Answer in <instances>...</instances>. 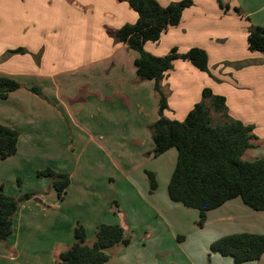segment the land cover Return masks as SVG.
Returning <instances> with one entry per match:
<instances>
[{"label": "crops", "instance_id": "1", "mask_svg": "<svg viewBox=\"0 0 264 264\" xmlns=\"http://www.w3.org/2000/svg\"><path fill=\"white\" fill-rule=\"evenodd\" d=\"M158 1L168 6L180 0ZM192 1L183 10L181 21L164 31L158 41L147 42L145 49L163 56L174 47L179 54L199 47L207 53L208 70L178 58L160 80L159 91L154 79L138 75V52L113 37L120 27L138 18L128 0H0V74L21 83L7 98H0V122L19 132L16 153L0 158V191L16 198L33 193L20 201L12 234L0 241V264L32 263L25 256L41 252L42 243L47 241L40 239L44 235L53 239L44 254H50L55 262L75 242L77 224L84 226L88 245L94 242L100 223L121 224L132 234L141 225L153 237L154 256L169 253L166 246H172L176 239L168 232L166 213L162 214L168 201H160L157 190L151 193L149 182L141 187L144 182L137 183L135 170L116 164L114 159L139 156L147 161L153 157L150 125L160 116L162 95L167 100L164 116L183 121L203 100V89L210 88L225 96L230 117L254 126L255 144L264 145V53L251 50L247 41L255 26H264V0H226L230 5L227 10L218 0ZM17 48L25 52H11ZM31 87H39L42 95ZM211 116L214 124L227 119L213 110ZM70 121L79 125L81 132L74 133L76 128ZM115 131L132 134L131 145L119 141L112 151ZM97 135L106 140H93ZM82 146L85 151H104L114 157L109 162L116 165L120 182L105 200L98 198L101 192L92 178L75 188L64 158L68 153L82 152ZM46 156L51 159H38ZM22 166L33 177L29 185L24 183ZM47 167L71 177L62 199L50 178L37 175ZM7 181H16L14 191H9ZM211 219L225 231L240 224L239 197L208 211L206 223ZM229 232L216 238L241 233ZM216 238L208 239L209 247ZM130 247L119 248V264H141V257L130 258ZM215 254L221 262V255ZM187 259L195 264L189 256Z\"/></svg>", "mask_w": 264, "mask_h": 264}, {"label": "trees", "instance_id": "2", "mask_svg": "<svg viewBox=\"0 0 264 264\" xmlns=\"http://www.w3.org/2000/svg\"><path fill=\"white\" fill-rule=\"evenodd\" d=\"M224 9L230 5L218 0ZM138 18L126 23L113 35L114 39L137 51L135 60L140 77L155 80L160 91V80L171 69L174 60L190 61L202 71L208 70V56L204 49L192 47L179 54L172 48L163 56H156L145 49L147 42L158 41L164 31L181 21L183 10L192 5V0H180L163 6L158 0H128ZM236 12L242 14L236 7ZM248 45L253 51L264 53V26H255L248 34ZM24 53V48L12 50ZM21 88V83L8 75L0 74V98L5 99L12 91ZM31 90L42 95L39 87ZM203 100L197 102L183 121L164 116L167 100L162 95L159 118L150 125L154 148L153 157H158L170 148L177 150L176 165L168 184V195L172 201L197 209L200 223H204L207 212L225 202L240 197L245 205L264 211V157L244 159L247 150L257 147L254 126L230 117L226 112V98L217 95L210 88H204ZM209 99L210 103L205 100ZM223 113V123L214 124L211 113ZM19 140L18 130L0 122V158L16 153ZM150 191L157 189L154 171H145ZM37 175L51 179L60 199L70 184L68 173L56 172L50 167L40 169ZM33 193H24L20 198L0 191V241L6 240L13 232V216L20 201L31 198ZM75 242L59 254L54 264H105L110 255L107 249L127 246L130 238L121 224L100 223L95 231V240L85 244L86 231L83 225L74 228ZM210 251L231 257L235 264L257 261L264 253V234L241 232L220 237L210 244Z\"/></svg>", "mask_w": 264, "mask_h": 264}, {"label": "rangeland", "instance_id": "3", "mask_svg": "<svg viewBox=\"0 0 264 264\" xmlns=\"http://www.w3.org/2000/svg\"><path fill=\"white\" fill-rule=\"evenodd\" d=\"M70 123L76 128V130H74V133L81 132V130L78 128L79 125L77 126L75 122L73 123L71 121ZM135 126V129H141L140 126ZM103 127L107 129L106 126ZM140 132L141 131H139V133ZM101 133L105 135L104 132ZM115 134V144H112V151H115L121 142L124 143L127 141V144L131 145V139L133 138L132 134L126 136L121 131H115ZM69 135H72V133H69ZM92 139L96 140L97 142H101L100 140H102L103 137L97 135ZM103 140H106V138H104ZM258 146L255 149L246 151L243 156L244 159L254 160L256 158L263 157L264 145H260L259 147ZM79 149H82V152L68 153L64 158L68 165V168L70 169L69 173H73L75 188L78 186V183H81L84 180L87 181L89 180V178H92L94 180V186L98 188L99 192H101L99 194L100 197L98 198L101 200H105L107 197L109 198V196H111L114 192V187L117 186L120 182L119 179H116V165L113 162L112 164L109 162L111 160L110 157H113V155L109 157V154L107 156V153H105L104 151H85L84 146H82V148L79 147ZM136 149L137 147L135 146V150ZM38 159L40 160V162H45L46 160L49 161L51 157H38ZM114 159L117 161L116 164H120L123 167H132L135 170L134 179L140 185L141 181L144 182L141 187L148 186V178L146 173H144L145 170L155 172L158 183L156 190L159 199L160 201H168V203L163 206V210L165 212L162 211V214L165 215L164 213H166L167 217L165 222L167 224V229H169L168 232L173 234L176 239L175 242H173L172 246H166L167 252L169 253L166 254L165 257H163L164 255L160 254L158 256H154L156 251L155 249H152L153 237L150 236V233L146 234L145 230L141 228V225H138L139 230L135 231L133 234L131 232H127V235L130 238L129 245L131 246L129 250L130 258L133 259V261L135 258L141 257L139 258L141 259V264H192L189 259H187L189 256L195 261V264H200L199 262H201V264H234L231 257L222 256L220 257L221 259H219L221 260V262L218 263L216 261V258L218 257L214 256L219 255H216L215 253H212L210 251V247L207 244L208 239L219 237V235H223L225 233H231L229 231H255L264 234V211H257L248 207L243 203L240 197L239 200H241V222L240 224L233 225L230 229L226 228V231L225 227L218 226L219 224L216 223L213 219H211L210 222L206 223L207 217L205 222L201 224L199 211L197 209L188 208L179 202L172 201L168 195V184L177 160V150L175 148H172L171 151L168 150L157 158L152 157L147 161L145 158L139 156H134L133 158L123 157ZM125 164L127 165L125 166ZM20 169L24 171L22 175L24 177L25 185H29L33 181V177L29 174V169H25V167L23 166ZM14 182L15 183H13V181H7L8 189L10 192L14 191V185H16V181ZM161 196L163 199L161 198ZM161 209L162 208H158L159 211H161ZM167 236L169 237L170 235L167 234ZM40 239H47L46 242L42 243L44 247L42 248L41 252L38 254L32 253L31 256L25 257H30L32 259V263L29 264H36L37 262H41V264H48L49 260L51 261V264H54L57 260H55L54 262L50 254H44L48 245L50 246V244H52L53 239L46 237V235L40 237ZM121 247L119 245H115L112 248L107 249L110 258L105 264L120 263L118 254L120 251L119 248ZM167 255L171 256L169 257ZM194 255H197V257L195 258ZM153 258H155L156 262L153 261ZM147 259L149 260V262L147 261ZM243 264H264V253L259 260L248 261Z\"/></svg>", "mask_w": 264, "mask_h": 264}]
</instances>
